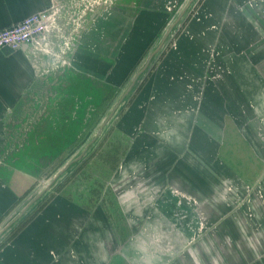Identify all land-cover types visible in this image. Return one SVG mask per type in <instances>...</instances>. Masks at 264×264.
I'll return each instance as SVG.
<instances>
[{
  "label": "crops",
  "instance_id": "obj_1",
  "mask_svg": "<svg viewBox=\"0 0 264 264\" xmlns=\"http://www.w3.org/2000/svg\"><path fill=\"white\" fill-rule=\"evenodd\" d=\"M54 2L0 0V27L32 13L60 10L62 5ZM163 2L156 0L155 9L136 12L124 25L112 49L114 57L121 53L124 58L120 55L110 61L113 67L104 61L103 54L108 53L85 46L89 45L86 40L83 49L75 47L76 68L91 79L103 78L106 65L113 75L124 76L126 58L136 56L140 49L134 45V31L141 32L144 23H151ZM203 10L210 16L194 21L190 36L178 40L176 48L156 65L145 91L149 98L142 100L141 89L108 130V147L113 139L123 147L105 183L111 194L126 190L133 179L139 186L144 184L139 168L144 164L143 153L154 141L160 155L157 162H161L148 174L154 184L142 189L173 185L198 197L194 200L205 205L215 229L201 237L196 231L185 235L177 231L178 218L160 208L149 219L133 222L129 217L132 206L142 199L129 202L130 196L118 206L121 223L117 228V218L103 203L90 207L59 193L57 221L48 220L44 211L35 216L38 226L31 233L38 247H17L13 260L0 254V264H264V0H204ZM49 41L53 54L28 44L0 49V215L19 201L35 179L34 155H24L28 147H21V140L17 144L13 130L16 121L26 117L25 97L41 93L46 73L53 67L56 45L52 36ZM129 120L133 125L139 121L138 129L127 130ZM35 124L31 120V128ZM28 132L31 143L46 134L36 129ZM135 208L139 213L146 211ZM90 231L92 235H87ZM121 233L127 236L117 237ZM199 239L202 247L196 245Z\"/></svg>",
  "mask_w": 264,
  "mask_h": 264
},
{
  "label": "rangeland",
  "instance_id": "obj_2",
  "mask_svg": "<svg viewBox=\"0 0 264 264\" xmlns=\"http://www.w3.org/2000/svg\"><path fill=\"white\" fill-rule=\"evenodd\" d=\"M57 2L62 6L57 5ZM154 2L156 0H149L147 4H145V0H55L54 3L60 7V12L56 15L58 26L50 33V39L52 36L54 42L53 46L56 45L53 47L55 53L52 55L53 67L46 73L47 80L45 85L42 84L40 87L41 93L25 97L28 99L24 104L25 116L28 118L25 117L23 120L16 121L18 126L13 130L17 136V144L21 140L24 143L21 144V147L23 146L25 149L28 147V151H25L26 154L24 155H34L35 179L21 193L19 201H16V204L0 215V231L9 221L18 216L29 202L32 201V203L28 205L16 222L0 234L1 256L5 255L6 258L13 260L17 247L25 250L29 247H38V245L34 246L37 237L31 233L33 228L38 226L37 222L34 223L35 216H40L44 211L48 220L57 221L58 211L61 208L56 204L55 199L59 193L90 207L97 203H103V206L108 207L109 214L117 218V228L121 223L118 206L124 201L125 196H130L132 199H128L129 202L131 200L138 202V198L142 199L136 206H132V214L129 217L130 219L133 218L131 220L133 222L149 219L152 213L160 208L178 218L179 221L176 225L179 230L177 231L185 232V235L186 233L190 235V232L196 231L201 237L206 230L212 227L211 231L215 229L205 205L194 200L198 197L185 192L182 193L173 185H164L158 190H155L154 186L149 190L142 189V187L147 188L154 184L149 182L153 179L150 178L151 176L148 177V174L151 172L150 169L155 166L157 168L161 162V159L157 162L160 155L154 141L149 143L150 145L143 153L144 164L139 168L141 174L138 176L141 175L145 178L144 184L139 186L134 183L135 179H133L126 189H129L130 192L126 194V190L118 191L116 195L113 191L112 194L109 192L110 187L105 183L108 174L118 164L123 147L120 141L113 139L114 142L111 147L116 148V152L108 155L111 148L106 143L110 140L107 137L108 130L118 121L126 106L132 105L141 89L143 91L140 93V96H143L142 100L145 101L149 98L145 91L148 89L147 85L162 56L171 49H175L178 40H185L190 36V28L195 24L194 21H201L204 17L210 16L203 10L204 0H164L162 9L156 11L159 14L150 18L151 23H144L146 25L144 28L141 26V32L138 28L134 31V35H136L134 45L139 46L140 49H138L136 56L132 55V58H126L128 66L125 75L121 76L118 72L113 75V70L107 65L113 67L110 61H116L120 58L121 53L116 58L113 55L115 51L113 52L112 49L120 41L124 33V25L129 24L140 10L155 9ZM170 25H172L171 29L161 46L158 47ZM132 28L134 30V27ZM86 40L90 46H85L94 48L101 54L104 51V53H108V55L103 54L107 64L104 67L103 78L91 79L87 77L86 73L78 70L74 64L75 60L79 59L78 54H75V47L78 46V48L83 49L84 45L81 44ZM117 50L116 48V53ZM154 50L156 52L150 56ZM215 52L217 53V51ZM121 57L124 58L123 55ZM148 57H150L149 60ZM146 61L148 63L145 70L138 75L131 90L118 105L101 134L88 145L99 124L108 115L112 106L129 86L135 73L140 71ZM88 65L92 69L93 65ZM101 67L103 65H100L99 72H102ZM153 84L156 85V81ZM142 103L144 102L142 101ZM33 108L37 112L29 113ZM136 115L138 116L139 112ZM33 119H35L36 124L35 127L31 128V120ZM138 122L135 120L133 125L129 120L127 123L131 125L125 127L129 131H133L135 128L138 129L136 125ZM28 129H30L31 134L35 129L46 134L36 136L31 143L27 138ZM50 132L56 135L47 136ZM86 145H88L87 150L79 158L80 151ZM48 157L50 158L47 159ZM70 160L73 161L71 165L62 171L61 169ZM26 162L22 161V164H26ZM150 164L155 165L151 167ZM159 171L160 169H158ZM202 178L203 176L200 177V180ZM198 183L202 185V182L198 181ZM137 192L139 193L138 196L135 194ZM37 196L39 197L37 198ZM35 198L37 199L35 200ZM47 205L51 206L48 207ZM137 206L146 210L145 213H139V209L135 208ZM65 213V210L61 211V214L64 215ZM87 235H92V231ZM198 235H193V238ZM124 236L127 235L121 233L117 237L123 238ZM118 240L123 241V239ZM201 243L202 239H199L196 245L202 247ZM83 251L87 250L83 248ZM87 259L88 256H84V260Z\"/></svg>",
  "mask_w": 264,
  "mask_h": 264
},
{
  "label": "built area",
  "instance_id": "obj_3",
  "mask_svg": "<svg viewBox=\"0 0 264 264\" xmlns=\"http://www.w3.org/2000/svg\"><path fill=\"white\" fill-rule=\"evenodd\" d=\"M58 9H48L32 13L11 25L0 27V49L15 50L22 44H28L32 49L53 54L50 45V33L57 26Z\"/></svg>",
  "mask_w": 264,
  "mask_h": 264
},
{
  "label": "water",
  "instance_id": "obj_4",
  "mask_svg": "<svg viewBox=\"0 0 264 264\" xmlns=\"http://www.w3.org/2000/svg\"><path fill=\"white\" fill-rule=\"evenodd\" d=\"M171 27H172V25H170V27L166 30V32H165V34H164V36H163V38H162V40H161V43L158 45V47L161 46L162 42L164 41V39H165V37L167 36V33L169 32V30L171 29ZM158 47H157V48H158ZM155 50H156V49H155ZM155 50L153 51V53H151L150 56H153L154 52H156ZM149 58H150V57H148V60H149ZM147 63H148V61H146L145 65H143V67L140 69V71H138V72L135 73V75L133 76V78H132L131 81H130L129 86L127 87V89L124 90V92L122 93V95L119 97L118 101L113 105V107H112V109L109 111L108 115L102 120V122L100 123V126H99L98 130H97L96 133H95V135H94L93 138L88 142V143H89L88 145H90V144H91V143H92V142H93V141L99 136V134L101 133L103 127H104V126L106 125V123L110 120L111 116L113 115V113H114L115 110L117 109L118 105L122 102V100H123V98L125 97V95L128 94L129 91L131 90V87L133 86V84H134L136 78L138 77V75L141 74V73L143 72V70H145ZM90 142H91V143H90ZM88 145H86L85 148L83 149V151L80 153V155L78 156L79 158H81V157L83 156V154L85 153V151H86L87 148H88ZM79 158H78V159H79ZM72 162H73V161L70 160V161H69V162L63 167V169H61V170H62V171L66 170V169L71 165ZM39 196H40V195H39ZM39 196H37V198H38ZM37 198H35V200H36ZM35 200H34V201H35ZM30 203H32V201L29 202V203H28V204L22 209V211H20V213H19L18 216L14 217L13 220L9 221V222L3 227V229H1L0 234H1L2 232H4V231H5V230H6L11 224H13L14 222H16V221L22 216V214L24 213V211L26 210V208L28 207V205H29Z\"/></svg>",
  "mask_w": 264,
  "mask_h": 264
},
{
  "label": "trees",
  "instance_id": "obj_5",
  "mask_svg": "<svg viewBox=\"0 0 264 264\" xmlns=\"http://www.w3.org/2000/svg\"><path fill=\"white\" fill-rule=\"evenodd\" d=\"M114 152H116V148H111L110 151L108 152V155L113 154Z\"/></svg>",
  "mask_w": 264,
  "mask_h": 264
}]
</instances>
